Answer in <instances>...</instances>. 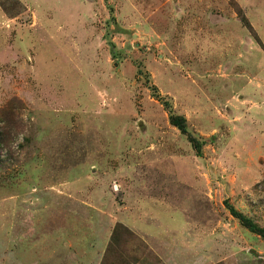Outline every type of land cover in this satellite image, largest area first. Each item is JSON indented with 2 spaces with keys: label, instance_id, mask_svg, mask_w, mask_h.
Here are the masks:
<instances>
[{
  "label": "rangeland",
  "instance_id": "1",
  "mask_svg": "<svg viewBox=\"0 0 264 264\" xmlns=\"http://www.w3.org/2000/svg\"><path fill=\"white\" fill-rule=\"evenodd\" d=\"M263 56L264 0H0V264H264Z\"/></svg>",
  "mask_w": 264,
  "mask_h": 264
},
{
  "label": "trees",
  "instance_id": "2",
  "mask_svg": "<svg viewBox=\"0 0 264 264\" xmlns=\"http://www.w3.org/2000/svg\"><path fill=\"white\" fill-rule=\"evenodd\" d=\"M245 27L247 25H244ZM248 28V26H247ZM170 124L176 127L181 133L184 132V126H183V120L181 118H177L176 116L170 117L169 119ZM198 146V144H197ZM229 214L237 220L238 224L245 228L248 232L259 236L262 240H264V229L259 228L254 223H252L250 220L244 218L240 214L234 212L230 207L227 206ZM120 230L123 232H126V229L121 227L119 224H115L112 228L111 234H110V245L116 244L120 241Z\"/></svg>",
  "mask_w": 264,
  "mask_h": 264
},
{
  "label": "crops",
  "instance_id": "3",
  "mask_svg": "<svg viewBox=\"0 0 264 264\" xmlns=\"http://www.w3.org/2000/svg\"><path fill=\"white\" fill-rule=\"evenodd\" d=\"M242 1V0H241ZM242 3V2H241ZM243 4L245 5L246 3H245V1L243 2ZM247 20H248V22H249V24L251 25V21L247 18ZM252 26V25H251ZM253 27V26H252ZM254 29V28H253ZM223 31H224V29H223ZM227 31L225 30L224 31V33H225V37L227 36V33H226ZM246 33V32H245ZM215 35H217L216 33H215ZM215 37V40H220L221 38L217 35V36H214ZM242 39L243 40H247V39H249V46L251 47L252 45H251V41H250V37L249 36H247V34H246V36H239V37H237L236 36V34L234 33L230 38H225L224 40H228L229 41V43H230V45H236V43L237 42H242ZM224 40H222V41H224ZM221 45V44H220ZM228 47H229V45H228ZM227 50V52H232V50H231V48L229 47V49H226ZM217 51L218 52H224V50L223 51H220L219 49H217ZM263 59H264V56H263Z\"/></svg>",
  "mask_w": 264,
  "mask_h": 264
}]
</instances>
